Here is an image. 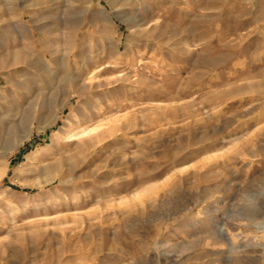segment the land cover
<instances>
[{
	"label": "rangeland",
	"instance_id": "obj_1",
	"mask_svg": "<svg viewBox=\"0 0 264 264\" xmlns=\"http://www.w3.org/2000/svg\"><path fill=\"white\" fill-rule=\"evenodd\" d=\"M0 264H264V0H0Z\"/></svg>",
	"mask_w": 264,
	"mask_h": 264
},
{
	"label": "bare ground",
	"instance_id": "obj_2",
	"mask_svg": "<svg viewBox=\"0 0 264 264\" xmlns=\"http://www.w3.org/2000/svg\"><path fill=\"white\" fill-rule=\"evenodd\" d=\"M107 67H108V66H107ZM117 121H118V120H117ZM85 130H86V129H85ZM107 132H108V131H103L102 133H100V134L97 135V138H100V137L103 138V137L106 135ZM92 140H93V139H92ZM21 143H22V142H21ZM21 143H20V144H21ZM74 168H75V167H74ZM52 180H54V179H52ZM99 220H100V219H99Z\"/></svg>",
	"mask_w": 264,
	"mask_h": 264
}]
</instances>
